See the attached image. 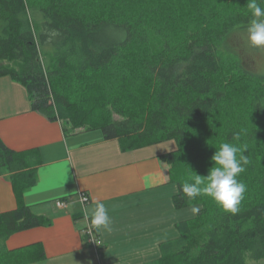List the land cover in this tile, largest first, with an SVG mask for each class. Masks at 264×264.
Listing matches in <instances>:
<instances>
[{
    "label": "trees",
    "instance_id": "1",
    "mask_svg": "<svg viewBox=\"0 0 264 264\" xmlns=\"http://www.w3.org/2000/svg\"><path fill=\"white\" fill-rule=\"evenodd\" d=\"M250 19L247 0H0V76L25 87L33 110L69 123L65 131L99 129L122 150L175 142L159 156L177 185L173 204L200 211L175 224L178 236L156 259L138 264L264 262V75L226 43ZM226 142L246 145L251 161L237 177L247 191L234 215L180 191L216 166L211 157ZM40 162L36 148L14 150L0 138V175L17 202L0 211V264L33 260L5 241L50 223L23 201Z\"/></svg>",
    "mask_w": 264,
    "mask_h": 264
},
{
    "label": "crops",
    "instance_id": "2",
    "mask_svg": "<svg viewBox=\"0 0 264 264\" xmlns=\"http://www.w3.org/2000/svg\"><path fill=\"white\" fill-rule=\"evenodd\" d=\"M0 138L14 150L36 148L41 162L36 183L23 193L33 213L50 220L12 233L8 249L29 248L34 257L22 264H138L156 259L160 244L178 236L175 224L194 214L177 208L169 166L160 155L175 148L164 142L122 150L117 139H104L99 129L64 130L31 108L25 87L0 76ZM151 187H145V184ZM88 196L86 203L80 193ZM62 198L59 207L55 200ZM99 200L112 220V231L97 233L87 244L81 229ZM17 205L8 174L0 175V211ZM86 212L88 213L86 215ZM40 245L39 249L31 245Z\"/></svg>",
    "mask_w": 264,
    "mask_h": 264
},
{
    "label": "clouds",
    "instance_id": "3",
    "mask_svg": "<svg viewBox=\"0 0 264 264\" xmlns=\"http://www.w3.org/2000/svg\"><path fill=\"white\" fill-rule=\"evenodd\" d=\"M264 0H247V9L251 19L247 25L246 33L248 42L256 48L264 49V7L261 4ZM240 133H236L238 139ZM247 146L237 147L232 143H222L214 152L211 160L214 162L209 168L207 175H191L180 185V191L189 199L207 195L225 212L236 214L239 212V205L247 191V186L237 177L243 173L251 161L244 153ZM145 187H151L145 184ZM193 214L200 209L192 207ZM88 213L86 212V215ZM90 227L97 233L111 232L112 220L108 210L102 201L97 200L95 207L90 211Z\"/></svg>",
    "mask_w": 264,
    "mask_h": 264
},
{
    "label": "rangeland",
    "instance_id": "4",
    "mask_svg": "<svg viewBox=\"0 0 264 264\" xmlns=\"http://www.w3.org/2000/svg\"><path fill=\"white\" fill-rule=\"evenodd\" d=\"M156 23H147L146 27L154 26ZM246 28H239L235 29L230 32L228 39L226 41L227 45L236 51L241 60L243 65L250 71L259 74L264 75V49H259L256 47H253L247 40V33ZM156 43L160 44V40L157 38L154 40ZM158 46V45H156ZM115 118H118L115 114L113 115ZM64 126L70 127V124L67 122H63ZM174 147L175 142L169 141L163 143V148L168 149L170 145ZM198 207L197 205H190L187 207V210H191L192 207ZM249 264H264L263 260H249Z\"/></svg>",
    "mask_w": 264,
    "mask_h": 264
},
{
    "label": "built area",
    "instance_id": "5",
    "mask_svg": "<svg viewBox=\"0 0 264 264\" xmlns=\"http://www.w3.org/2000/svg\"><path fill=\"white\" fill-rule=\"evenodd\" d=\"M80 200L82 203H86L88 200V196L85 192L80 193ZM55 204L59 207L64 205V200L62 198H58L55 200ZM81 233L85 242L90 245H95L99 241L97 232L90 227V222L88 221L87 224L81 229Z\"/></svg>",
    "mask_w": 264,
    "mask_h": 264
}]
</instances>
